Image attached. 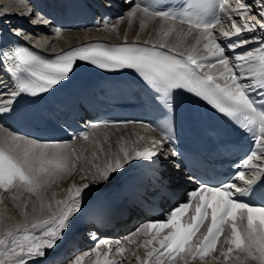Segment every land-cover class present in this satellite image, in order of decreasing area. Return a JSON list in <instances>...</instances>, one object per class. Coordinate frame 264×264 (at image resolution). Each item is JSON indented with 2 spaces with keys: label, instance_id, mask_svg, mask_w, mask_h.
<instances>
[{
  "label": "snow or ice",
  "instance_id": "snow-or-ice-1",
  "mask_svg": "<svg viewBox=\"0 0 264 264\" xmlns=\"http://www.w3.org/2000/svg\"><path fill=\"white\" fill-rule=\"evenodd\" d=\"M255 4L258 10L254 14L251 12L252 4L239 3L236 8H231L227 6V0H185L179 12L142 4L131 8L129 17L135 18L140 12L146 19L170 20L197 30L199 35L187 53H177L174 49L163 51L166 47L163 41L157 48L156 45L128 44L125 38V43L115 46L92 44L79 47L60 54L52 61L43 60L22 48L6 56V71L15 84L10 92H0V95L9 97L0 100V105H3L0 106V114L11 112L15 98L22 94L37 96L48 92L68 79L77 61H84L108 71L135 70L160 94L168 108L172 107L173 90H185L232 118L252 136L260 151L252 150L242 161L244 168L252 170L247 179L245 172L239 171L233 180L218 186L201 183L188 194L189 201L173 208L166 219L146 222L129 234V242L141 233L152 237L143 244L145 256L132 253L137 264H190L197 259L203 262L206 257L217 260L223 257L222 264L229 261L231 264H264V203L250 204L237 198V194H252L254 186L264 178V45H261L262 50L258 54H254L256 50H249L229 57L225 54L226 48L234 51L258 37L231 40L222 46L213 32L221 24L220 13L227 16L231 28V31L220 30L222 38L230 39L245 31L252 33L257 28L264 31V0H255ZM236 16L240 22L234 19ZM253 20L256 23H251ZM161 31L167 37L175 28H162ZM202 40L205 41L202 51L206 55L197 54L196 46ZM230 59L236 63L230 64ZM217 65L222 66L218 74L206 71L217 68ZM121 123L127 126L128 122L105 121L93 127L115 128ZM92 135L94 133H84L82 139L89 141ZM107 139L105 136V142ZM163 139L171 141L172 137L163 131ZM93 143L99 151L91 153L92 161L100 160L101 155L105 158L100 163H92L88 175L81 173V179L92 182H107L112 174L133 161H150L158 155L164 158L178 155L174 147L164 149L160 140H151L147 147H141L139 141L128 146L121 140L118 141V150L113 151L109 145L107 152L99 141ZM81 159L82 155H78L70 143L64 146L40 143L17 134L0 137V204L4 202L3 194H8V199L14 203L24 193L35 196L38 201V205L33 207L30 223L27 204L16 203L21 208L25 223L0 230V264H27L29 260L36 264V259L45 255V249L53 248L57 239L62 238L70 218L80 212L82 193L89 188V184L77 186L73 183L68 189V198L55 200V205L52 202L45 205L43 190L56 178L71 175ZM236 180L242 181V185L238 186ZM45 208L50 215L43 216ZM165 230L167 234L162 235ZM103 243L108 251L102 254L97 248L95 264H116L109 259L112 246L107 241ZM154 244L159 247L148 250ZM221 244L227 247L218 249ZM217 251L219 255L213 256ZM125 252V248L116 249L117 254ZM70 264H83V257L74 258Z\"/></svg>",
  "mask_w": 264,
  "mask_h": 264
},
{
  "label": "bare ground",
  "instance_id": "bare-ground-1",
  "mask_svg": "<svg viewBox=\"0 0 264 264\" xmlns=\"http://www.w3.org/2000/svg\"><path fill=\"white\" fill-rule=\"evenodd\" d=\"M27 3L25 0H0V21H3L6 25H13V28H15V25H18L15 29L16 31L18 30L19 33H24V30L30 29L31 32H39V35H41L40 39L33 38L32 35L28 37L26 36L25 39L30 41L33 45L37 46L41 51L48 54H58L71 47L80 44L82 45L94 40H107L112 43H121L125 42V38L126 42L135 41L141 44H155L157 46H159L163 41L166 43V47L164 49H174L177 52L187 53L191 46L195 44V38L199 35L196 30L190 29L187 26L180 25L172 21H166L159 18L146 19L140 12H138L136 15L141 17L142 22H134L132 19L127 20L126 23L119 22L117 23L115 32L110 29L79 33L58 32L51 25L50 21L44 20V22H41V17L33 13V8ZM248 3H251V0H248ZM237 5L238 4L235 1H227L228 7L236 8ZM253 9L254 10L252 13L254 14L258 10L256 4L255 6H253ZM31 17L33 18L32 24L34 22L35 24L38 22V24H42L44 27L37 29L30 27L27 23V20H29ZM234 19L240 22V18L238 16L234 17ZM257 19H259V17ZM17 20L21 22V24H18ZM251 23H256V21L253 20L251 21ZM172 27L175 28V31L170 32L167 37L163 36L161 29L163 28L164 30H167ZM221 29L231 31L228 18H226L223 24L220 25L217 29L219 38H222L219 36V32ZM257 31H259V28H257L255 32ZM1 33L2 29L0 27V34ZM188 33H191V35H188ZM242 33L244 34L246 33V31ZM253 41L256 40H250V42ZM202 45L203 42L201 41V43L196 46L198 49V55L206 54L200 50ZM7 99H9L8 96L0 97V100ZM1 115L2 114H0V116ZM93 133L94 135L90 136L89 141H79L77 143L70 144L72 148L76 149V153L78 155H82V159L79 163H77V166L75 170H73L71 175L64 174L59 178H56L54 183H51L49 187L43 190L45 205L48 202H52L53 205H55V200H66L68 198V189L72 186L73 183H75L77 186L83 185L84 183L89 184V188L85 189L84 193H82L81 208L86 203L93 200L94 198L99 197L100 195L111 194L112 191L118 186V179H120V177L130 169L131 163L126 165L124 169L112 174V177L107 182H92L90 179L80 178L81 173H84L85 175L89 174L88 170L91 169L92 163H100L105 158L103 155H101L100 160L92 161L91 153L93 151H99L93 141H99L107 152L109 145H111L113 151L118 150V141L121 140H123L128 146H132L135 142L139 141V145L141 147L149 146V142L151 140H159L155 133L150 132L146 128L135 126L120 128H99L94 129ZM10 134L11 132L7 130V128H5L4 126H0V137L8 136ZM105 136L108 137L106 142L104 140ZM140 137H144L145 139L139 140ZM86 147H89V149L86 150ZM163 148L166 149L165 145H163ZM158 162L161 170L160 172L163 178L166 180V184L168 185L169 190L174 192L175 195L185 193L188 188L186 187L187 179L184 176V172L174 162L173 157L169 155L167 158H164L163 155H158ZM256 163H261V161H257ZM64 180H66L65 183H63ZM3 197L4 202L0 204V218H2L3 224L0 225V230L6 229L7 227L14 228L18 224L23 225L25 223V218L22 215L21 208H18L16 206V203H20L21 205L27 204L26 211L29 213V223L31 222V220L33 219V207L34 205H38V201L35 196L24 193L21 199L16 203L8 199V194H3ZM48 215H50V213L47 211V208H45L43 216ZM78 215L79 212L75 213L70 218L69 227L63 231L64 235L62 234V238L57 239L56 244L53 248L45 249V255L43 257L37 258L36 264L48 261L49 252L56 247L61 246V244L65 241L66 236L69 234L71 228L73 227V224L78 222ZM140 223H142V216L135 213L134 211H130L128 215L125 216L124 219L120 220L117 223V226H115L117 231L120 230L119 236L115 237L120 238L117 239V241H120L122 238L131 233ZM151 238V236L141 233L140 235L133 237V242H129L128 239H122L121 241L123 243L125 241L124 247L117 245V243L114 245L109 244L112 245L113 249L112 253L109 256V259L113 261L120 260V264H131V260H136V256L132 254L133 252L141 257L146 255V250L143 247V244L146 240H149ZM221 240H223V237L221 238ZM85 242L87 243L88 241ZM120 247L126 249V252L123 255L116 253V249ZM151 247L152 246H150L148 250H150ZM220 247H227V245L221 244L218 246V249ZM91 248L92 247L88 248L87 250H81L78 255H76L78 256V258L83 257V264H89L87 255H89V251ZM99 251L103 254L108 251V248L107 246H102L101 248H99ZM65 255H68L67 250ZM93 255V264H95L96 251ZM218 255L219 252L217 251L214 256ZM222 262L223 257H220L218 260L211 258L203 262L200 260L191 261L190 264H222ZM27 264H33V261L29 260ZM132 264H137V262L135 261ZM227 264H231V261L227 262Z\"/></svg>",
  "mask_w": 264,
  "mask_h": 264
},
{
  "label": "rangeland",
  "instance_id": "rangeland-1",
  "mask_svg": "<svg viewBox=\"0 0 264 264\" xmlns=\"http://www.w3.org/2000/svg\"><path fill=\"white\" fill-rule=\"evenodd\" d=\"M26 1V3L28 2L27 0H25ZM238 2H242L243 0H237ZM244 3H246L245 2V0H244ZM28 5H30L29 4V2L27 3ZM247 4V3H246ZM31 6V5H30ZM131 9H129L127 12H126V15H127V17L123 20V21H120V22H124V23H126L127 22V20H130V19H132L134 22H142V20H141V17H139V16H135V18H132V17H129V15H128V13H129V11H130ZM32 11H33V13H35L34 12V10L32 9ZM35 14H37V13H35ZM34 14V15H35ZM42 20H40L41 22H44V20L45 19H43V18H41ZM31 21V22H30ZM32 21H33V18L31 17L29 20H27V23L29 24V26L30 27H32V28H35V29H37V28H42V27H44L42 24L40 25V24H38V22L35 24V22L32 24ZM21 23V22H20ZM52 25V24H51ZM10 26V25H9ZM12 27H13V25H11ZM18 26V25H17ZM16 25H15V28L17 27ZM23 30V29H22ZM31 30V29H30ZM30 30H24L25 32L24 33H22L25 37L27 36H30V35H32L33 36V38H36V39H40L41 38V35H39L40 33L39 32H35V31H33V32H31ZM112 31H116V29L115 30H112ZM28 33V34H27ZM23 36V37H24ZM44 43V42H43ZM89 149V147H86V150H88ZM66 182V180H64L63 181V183H65ZM50 193V192H49ZM92 251V256L91 257H89V256H87V260H89V264H93V260H94V252L96 251V250H91ZM75 258H78V256L77 257H75ZM134 258V257H133ZM74 260V258L73 259H71V260H69L67 263H65V264H70V262H72ZM136 260L134 259V260H131L130 261V263L132 264V263H134ZM129 263V262H128ZM85 264H88V263H85Z\"/></svg>",
  "mask_w": 264,
  "mask_h": 264
}]
</instances>
